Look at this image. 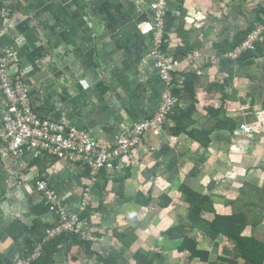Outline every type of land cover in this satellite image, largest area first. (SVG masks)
<instances>
[{
  "label": "crops",
  "instance_id": "obj_1",
  "mask_svg": "<svg viewBox=\"0 0 264 264\" xmlns=\"http://www.w3.org/2000/svg\"><path fill=\"white\" fill-rule=\"evenodd\" d=\"M153 1L0 0L10 7V15L0 18V48L15 51L37 113L88 129L105 144L153 115L164 88L150 56ZM263 18L264 0L170 1L166 49L175 62L174 110L162 134L145 135L116 168L99 177L89 215L81 219V228L97 235L89 249L66 239L49 264H105L99 256L115 254L117 264H135L133 253L139 249L161 254L153 264H229L219 259L232 257L226 253L232 242L224 236L212 239L193 229L198 247L210 252L205 260L192 259L190 251L179 250L180 239L164 232L189 221L183 185L210 195L216 212L229 213L228 200L241 187L254 189L264 179L260 150L249 156L242 152L249 148H231L235 134L246 138L251 132L252 146L264 148V130L221 127L230 119L253 128L261 120L258 114L264 122V39L252 63H246L248 56L241 62L224 56ZM254 87L263 91L256 93ZM181 113L183 123L177 127L174 117ZM37 173L70 209L77 208L89 181L87 168L56 157L27 151L0 158V264H25L20 258L56 221L35 188ZM140 194L151 202L139 203ZM250 225L245 233L264 240V220ZM125 232L135 237L129 247L119 237ZM40 260L30 264H46Z\"/></svg>",
  "mask_w": 264,
  "mask_h": 264
},
{
  "label": "built area",
  "instance_id": "obj_2",
  "mask_svg": "<svg viewBox=\"0 0 264 264\" xmlns=\"http://www.w3.org/2000/svg\"><path fill=\"white\" fill-rule=\"evenodd\" d=\"M170 1L154 0L151 5L150 56L164 83L159 105L153 115L135 122L125 133L116 136L112 144L101 143L85 128L40 116L31 102L29 85L15 51L10 46L0 48V158L21 157L32 151L35 156H52L73 165L87 163L90 167L88 185L83 189L76 209L65 206L49 181L36 174L35 188L54 211L57 224L48 228L35 247L20 258L25 264L37 260L42 254L43 242L60 233H81L85 238L96 240L90 230L81 228L79 214L94 202L92 189L98 172L113 170L121 158L131 154L145 135L157 134L164 129L177 102L172 91L175 62L166 49V15ZM0 15H8L7 10L0 7ZM263 39L264 18L224 56L237 59ZM239 127L240 132L251 131L246 123H240Z\"/></svg>",
  "mask_w": 264,
  "mask_h": 264
},
{
  "label": "trees",
  "instance_id": "obj_3",
  "mask_svg": "<svg viewBox=\"0 0 264 264\" xmlns=\"http://www.w3.org/2000/svg\"><path fill=\"white\" fill-rule=\"evenodd\" d=\"M0 7L5 8L7 12L10 9L3 3H0ZM8 15H10L9 12ZM8 15H0V18H6L8 17ZM251 29L252 27L249 28L248 31H250ZM248 31L243 34L242 37L236 40L234 46L238 45L245 38ZM259 46L260 42L257 43L255 48L244 51L242 55L237 58V61L241 62L243 61V58L248 56L249 59L246 60V63H252L253 59L256 56L260 55ZM229 75L232 76V70H229ZM191 90L193 89L191 88ZM177 93V91L173 92L174 95ZM191 111L192 110H189V113ZM217 116H220V114H218ZM174 118L177 127H180L182 125L181 123H183L184 113L176 115ZM218 121L222 122L223 119H219ZM223 125L224 126L221 127H226L231 132H233L236 129H239L238 127L240 123L236 124L235 122L229 119L228 123ZM178 129L179 128H175V131H177ZM192 137L194 139H198V141L201 140L199 139V134H192ZM205 137L204 145H207L209 143V140H206ZM82 166L87 168L88 175L90 176L89 165L87 163H84L82 164ZM104 172V169L98 172V178L95 180L92 192L97 186L99 177L104 174ZM181 191L184 199L189 203V221L187 224H178L173 227H169L164 232V234H168V236L172 238L180 239L179 250L186 249L190 251V257L192 259L196 256L204 258L205 260L208 259L210 252L208 250L200 249L198 247L197 239L191 235L193 229L198 227L199 230L203 233V235H208L212 239H217L220 236H224L232 242V248H227L226 250V253L231 254L232 257L220 255L219 259L225 260L229 264H239L240 260L243 261V264H264V240L259 239L254 235H247L245 233V229L248 225L251 224L256 226L264 220V179L262 183L254 189L241 187L237 196L233 199L228 200L231 207V211L229 213L216 212L214 210L210 195L202 194L198 191H195L187 185H183ZM137 199L138 202L142 205H147L151 202V197H144L143 194H140L139 198ZM161 203L163 205H167L169 203V199H167L166 202L163 201ZM88 209L80 212V219L89 215ZM207 212L214 213L212 218L206 217ZM56 224L57 222H54L51 226L47 227L45 229V232L48 228H52ZM90 231L92 235L95 236L97 239L95 230ZM42 236H40L38 240H41ZM119 237L124 246L126 247H129L135 238L133 236H130V232L120 234ZM66 239H73L79 244L84 243L88 246V249L91 244L90 241H93L92 239L85 238L81 233H60L54 236L53 238L51 237L49 240L43 242L44 251H42V254L41 256H39L38 259H41L40 261L49 264L52 261L53 254L57 250L58 245L64 242ZM159 255L161 254L154 251L152 252L142 249L136 250L133 253L135 264H153L154 261L159 258ZM99 259L104 260L105 264H117L119 255L115 254L113 256L108 257L99 256Z\"/></svg>",
  "mask_w": 264,
  "mask_h": 264
},
{
  "label": "rangeland",
  "instance_id": "obj_4",
  "mask_svg": "<svg viewBox=\"0 0 264 264\" xmlns=\"http://www.w3.org/2000/svg\"><path fill=\"white\" fill-rule=\"evenodd\" d=\"M3 4H5L8 8H10L9 6H8V4H6V3H3ZM263 91V89H261V88H259V87H254V92H256V93H261ZM259 105H261L262 106V108H263V103H257V106H259ZM261 108V109H262ZM260 109V110H261ZM262 112V111H261ZM258 116H259V118L262 120V115L261 114H258ZM259 119V120H260ZM257 121L258 123H256V126L255 127H251V131H252V129H254V132L257 130V131H262V130H264V122L262 123V121ZM163 128H164V126H163ZM240 128V127H239ZM88 130V129H87ZM89 131V130H88ZM163 131H164V129L162 130V131H160V132H158L157 134H155V135H160V134H162L163 133ZM250 131V132H251ZM90 132V134L92 135V133H91V131H89ZM250 132H248V133H250ZM243 133V132H242ZM252 133V132H251ZM248 134V135H246V136H248V137H246V138H242V136L243 135H234L233 136V138H232V143H231V148L233 149V150H237V149H242L243 147L244 148H249V150L250 151H248V150H245V149H243L242 150V152L243 153H245V152H250V154H249V156H251L252 154H255V151L257 152V150H260L261 152H262V156H264V148L259 144V145H257V144H255V147H253L252 145H253V143H252V141L250 140V137L252 136V134ZM252 148V149H251ZM254 149V150H253ZM249 158H251V157H249ZM257 171H258V174H261L260 173V171L257 169ZM263 173H264V170H261ZM24 177H26L27 178V175H23ZM41 194V193H40ZM42 195V194H41ZM43 196V195H42ZM251 226V225H250ZM262 226V225H261ZM264 226V225H263ZM251 227H253V226H251ZM250 227V228H251ZM255 229V228H254Z\"/></svg>",
  "mask_w": 264,
  "mask_h": 264
}]
</instances>
